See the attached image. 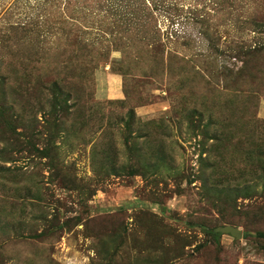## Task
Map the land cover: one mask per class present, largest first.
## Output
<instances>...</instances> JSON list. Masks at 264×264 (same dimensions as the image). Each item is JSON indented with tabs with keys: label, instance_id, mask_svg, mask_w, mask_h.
<instances>
[{
	"label": "rangeland",
	"instance_id": "374dc122",
	"mask_svg": "<svg viewBox=\"0 0 264 264\" xmlns=\"http://www.w3.org/2000/svg\"><path fill=\"white\" fill-rule=\"evenodd\" d=\"M0 264H264V0H0Z\"/></svg>",
	"mask_w": 264,
	"mask_h": 264
},
{
	"label": "water",
	"instance_id": "95a60500",
	"mask_svg": "<svg viewBox=\"0 0 264 264\" xmlns=\"http://www.w3.org/2000/svg\"><path fill=\"white\" fill-rule=\"evenodd\" d=\"M217 230H219L220 232L223 233H228L229 235H231L234 238L239 239L241 237V232L239 229L233 227V226H224V227H220Z\"/></svg>",
	"mask_w": 264,
	"mask_h": 264
}]
</instances>
